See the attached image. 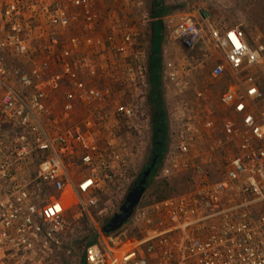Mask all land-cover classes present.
Returning a JSON list of instances; mask_svg holds the SVG:
<instances>
[{
    "label": "built area",
    "instance_id": "1",
    "mask_svg": "<svg viewBox=\"0 0 264 264\" xmlns=\"http://www.w3.org/2000/svg\"><path fill=\"white\" fill-rule=\"evenodd\" d=\"M196 1L198 11L222 6ZM112 2L104 15L99 0H0V264L70 255L74 208L95 235L84 264H264V35L239 26L208 23L205 35L190 17L169 33L188 68L218 54L192 101L173 60L161 71L176 144L154 179L192 172L193 190L140 202L115 232L93 219L104 196L126 195L131 157L152 130L149 0ZM220 81L222 138L206 96ZM217 161L214 182L204 168Z\"/></svg>",
    "mask_w": 264,
    "mask_h": 264
},
{
    "label": "rangeland",
    "instance_id": "2",
    "mask_svg": "<svg viewBox=\"0 0 264 264\" xmlns=\"http://www.w3.org/2000/svg\"><path fill=\"white\" fill-rule=\"evenodd\" d=\"M101 4V11L104 15L109 12H116L112 0H99ZM153 0H149L148 8L151 10ZM166 7L170 8V11L163 15L160 19L151 20L147 27L144 28V44L147 54L150 49V42L152 39L153 23L159 22L162 29V44H161V58H162V69L165 60H173L178 69L181 71L182 79L188 81L191 85V89L186 92L185 100L192 101L194 98V88L197 84L202 81L199 76L202 74L205 76L206 73L214 65V60H217L218 54L212 50L214 55L213 59H206L204 62L196 64L190 60V68L188 63L186 52L180 47L179 44L169 39V33L171 29L178 23L188 18H193L199 25L204 29V34L207 35L206 25L212 23L214 25H223L226 27L239 26L245 29L246 33L253 35L260 33L264 35V6L261 4V0H221V5L218 10H210L208 12L198 11L195 5L201 6V3L196 0H165ZM194 6V8H193ZM151 12V11H150ZM134 19H137L134 17ZM208 19V21H207ZM106 31H102L99 35L102 39ZM74 32L63 35L66 38L69 35H74ZM196 54L200 52L196 51ZM188 73V69H191ZM162 71V70H161ZM226 85L225 81H220L213 86H209L206 89V96L209 101V107L215 114V123L217 124V136L222 138L225 125L223 124V114L220 111V105L218 104V97ZM163 99L166 106V118H167V150L174 148L176 144V131L170 121V115L168 112L167 104L168 98L166 97V91L162 84ZM133 140L129 141V150L132 148ZM152 149V130L148 136L147 141L143 149L131 157V165L134 170V180L129 183V186L125 187L123 194H112V196H104L102 201L98 204L97 208L91 213L93 219L98 224V227H105L109 224L112 219V213H119L120 208L125 203V199L130 191H132L137 185L136 182L140 179L143 172L150 165V154ZM158 165L157 170H153L152 173L155 175L156 172L162 167L163 161ZM157 164V162H156ZM156 167V166H155ZM205 174L210 181H218L222 178V163L217 161L210 165L205 166ZM154 175L151 177L149 185H146V190L141 200L143 206L150 203L156 202L160 199H166L172 196H177L183 193H187L193 190L195 186L194 174L192 172L184 173L180 176H175L163 181H156ZM76 201L73 199V203ZM106 210V211H105ZM99 218L98 215L102 212ZM70 223V228L67 232L65 239L66 249L71 251V254L59 255L56 258L50 260L47 264H84L83 249L86 245L91 244L95 240L94 231L88 219L85 216H81L78 210L75 208L66 215Z\"/></svg>",
    "mask_w": 264,
    "mask_h": 264
},
{
    "label": "trees",
    "instance_id": "3",
    "mask_svg": "<svg viewBox=\"0 0 264 264\" xmlns=\"http://www.w3.org/2000/svg\"><path fill=\"white\" fill-rule=\"evenodd\" d=\"M264 6V0H261ZM151 20L160 19L163 15L170 11L166 7L165 0H153L150 10ZM154 22V21H153ZM159 22L153 23L152 39L150 42V49L148 53V66H149V80H150V94H149V114L151 118L152 127V149L150 154L151 166L154 158H157L155 170L164 158L167 150V111L163 99L162 87V58H161V44H162V29ZM148 167V168H149ZM144 173V172H143ZM154 174L152 173L147 180L149 185L150 179ZM143 176V174H142ZM141 176V179H142ZM140 179L136 182H138ZM162 200V199H160ZM159 201V200H158Z\"/></svg>",
    "mask_w": 264,
    "mask_h": 264
},
{
    "label": "water",
    "instance_id": "4",
    "mask_svg": "<svg viewBox=\"0 0 264 264\" xmlns=\"http://www.w3.org/2000/svg\"><path fill=\"white\" fill-rule=\"evenodd\" d=\"M157 158H154L151 166L147 168L135 188L130 191L125 199V203L120 208L119 213L115 214L110 220L109 224L104 227L106 233H111L119 230L124 223H126L132 215L133 210L137 207L145 193L147 180L150 178L152 171L155 169Z\"/></svg>",
    "mask_w": 264,
    "mask_h": 264
}]
</instances>
